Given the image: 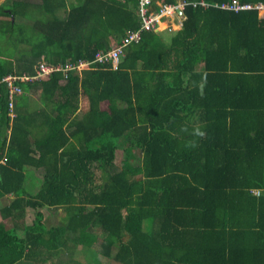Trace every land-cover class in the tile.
I'll return each mask as SVG.
<instances>
[{"label": "trees", "instance_id": "1", "mask_svg": "<svg viewBox=\"0 0 264 264\" xmlns=\"http://www.w3.org/2000/svg\"><path fill=\"white\" fill-rule=\"evenodd\" d=\"M5 1L0 31L21 51L0 76L89 66L20 80L13 116L0 84V264H43L70 241L95 264H264V9L186 4L179 28L142 27L114 67L96 53L141 26L139 0ZM59 207L65 224L47 225Z\"/></svg>", "mask_w": 264, "mask_h": 264}, {"label": "built area", "instance_id": "2", "mask_svg": "<svg viewBox=\"0 0 264 264\" xmlns=\"http://www.w3.org/2000/svg\"><path fill=\"white\" fill-rule=\"evenodd\" d=\"M3 0H0V2ZM152 0H139V13L142 17L141 26L136 30H128L126 36L120 40L115 45L110 46L107 50H99L96 53L95 58L97 60L103 61L108 60L111 61L113 66L116 67L117 63L120 59V56L124 53V46L130 42L131 40H138L140 37V31L142 27L144 28H151L159 26V22L167 17L173 18L176 21V24L179 26L182 23L181 16L178 13V9H182L186 4L190 3L192 5H201V6H209L214 5L223 9L229 10H237L240 8H258L264 9V2L263 1H240V0H226L222 2H209L206 0H178L174 3H161L158 2V10L151 11L150 10V3ZM89 61L86 59H78L74 60H66V61H58L56 63H51L46 60H39L36 65L35 69L32 73L27 71L21 72H8L0 76V84H3L6 93H7V102L8 107L11 112V116L14 115V102L23 89L20 85L19 81H31L34 79H39L42 76L50 74L54 70H60L63 74V77L67 76L68 70L71 69H81L86 66H89ZM254 192L258 194L259 189H254Z\"/></svg>", "mask_w": 264, "mask_h": 264}, {"label": "rangeland", "instance_id": "3", "mask_svg": "<svg viewBox=\"0 0 264 264\" xmlns=\"http://www.w3.org/2000/svg\"><path fill=\"white\" fill-rule=\"evenodd\" d=\"M4 1V0H3ZM11 0H8V1H5L4 3L9 5ZM71 1V0H70ZM62 8L59 9V11H61ZM62 12V11H61ZM1 18H7V16H3V15H0ZM16 19V18H15ZM24 18L22 17H17V20L20 21V20H23ZM171 19V20H170ZM172 26V29H176L178 27V25L176 24L175 22V19L173 18H170V17H167V18H164L162 19L160 22H159V26L158 28L162 29V28H165V27H170L171 28ZM165 33H167L168 35H171V31L165 29L164 30ZM10 35L6 34V33H3L0 31V58L1 60H9L10 59H14L15 56L18 54L19 51V44L18 43H15L13 37L15 36V34L12 36V38H9ZM21 46V45H20ZM21 47H27L26 44H22ZM32 97V96H30ZM138 155L136 156V162H139V158H140V153L138 152L137 153ZM122 158V152L121 151H117V155H116V162L119 163L120 159ZM97 188L98 186L100 185L101 181L100 179H97ZM44 213H45V218H46V222H47V225L48 224H52V223H56V224H62L63 222H65V219L66 218V215H62L59 214L58 210H51L53 211L54 213H51L50 214V211L48 210H43ZM61 212V211H60ZM56 213V214H55ZM26 214V213H25ZM28 216L31 214L30 212H27ZM31 216V215H30ZM29 216V217H30ZM20 221V220H19ZM98 232V235L99 236H102V232L100 231V229L98 228L97 230ZM100 240V239H99ZM92 248L93 250H97L99 249L100 250V244H99V241H97L96 243H92ZM97 248V249H96ZM87 247L85 245H82L80 242H76V241H70L68 247L67 245L64 246V247H61V248H58V254H57V257L55 258H52L51 259V262L50 264H60L62 263L60 261V259L63 258V256H66V260H65V263L66 262L68 264H76L77 263V260H80L82 263H84L85 259H86V256L88 254L87 251ZM117 249V245L114 244L112 247H111V255L114 254V252L116 251ZM97 256H99L100 258H102V264H109L111 262H115L114 260L110 259L109 257H106V256H103L101 255L100 252L97 253ZM49 263V261H47ZM47 263V264H48ZM86 263V262H85Z\"/></svg>", "mask_w": 264, "mask_h": 264}, {"label": "crops", "instance_id": "4", "mask_svg": "<svg viewBox=\"0 0 264 264\" xmlns=\"http://www.w3.org/2000/svg\"><path fill=\"white\" fill-rule=\"evenodd\" d=\"M5 1V0H4ZM26 1H29V2H32V3H35V4H37L40 0H26ZM70 3H75L76 2V0H68ZM170 28V27H169ZM30 96H32V97H30ZM29 97H30V101H36V100H38V94H37V92H35V93H32V92H30L29 93ZM34 171H35V174L36 175H39V174H42V168H36V169H34ZM45 210H48L47 208L45 209ZM58 210V212H59V214H61V212L59 211L60 210V207L57 209ZM62 224H65V222H63ZM69 245V244H68ZM68 247V246H67ZM92 248V247H91ZM93 249V248H92ZM106 257H109L110 259H112V257L111 256H106ZM65 260H66V256H63V258L62 259H60V261L62 262V263H60V264H64L65 263ZM113 260V259H112ZM52 261H53V259H52ZM50 262L51 261H49V263L48 262H46V263H43V264H50ZM86 262V264H95V261L92 259V257H91V254H90V256H86V259H85V261H84V263ZM84 263H82L80 260H77V263L76 264H84ZM112 263V262H111ZM66 264H68L67 262H66ZM110 264V263H109Z\"/></svg>", "mask_w": 264, "mask_h": 264}, {"label": "clouds", "instance_id": "5", "mask_svg": "<svg viewBox=\"0 0 264 264\" xmlns=\"http://www.w3.org/2000/svg\"><path fill=\"white\" fill-rule=\"evenodd\" d=\"M159 2V1H158ZM188 4H190V3H188ZM183 9V8H182ZM182 9H178V10H181L182 11ZM179 13V12H178ZM180 14V16H181V20H182V12L181 13H179ZM176 22V21H175ZM182 24V23H181ZM181 25H179L177 28H179ZM169 28V27H168ZM171 28H172V26H171ZM176 28V29H177Z\"/></svg>", "mask_w": 264, "mask_h": 264}, {"label": "water", "instance_id": "6", "mask_svg": "<svg viewBox=\"0 0 264 264\" xmlns=\"http://www.w3.org/2000/svg\"><path fill=\"white\" fill-rule=\"evenodd\" d=\"M179 13H181L182 11L181 10H178ZM13 18V16H11Z\"/></svg>", "mask_w": 264, "mask_h": 264}, {"label": "bare ground", "instance_id": "7", "mask_svg": "<svg viewBox=\"0 0 264 264\" xmlns=\"http://www.w3.org/2000/svg\"><path fill=\"white\" fill-rule=\"evenodd\" d=\"M171 20V19H170ZM143 37V36H142Z\"/></svg>", "mask_w": 264, "mask_h": 264}]
</instances>
